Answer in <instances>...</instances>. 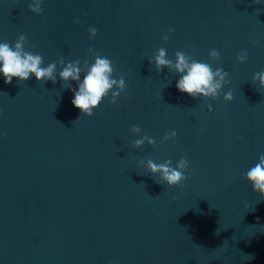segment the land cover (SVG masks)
I'll list each match as a JSON object with an SVG mask.
<instances>
[{
  "label": "water",
  "instance_id": "95a60500",
  "mask_svg": "<svg viewBox=\"0 0 264 264\" xmlns=\"http://www.w3.org/2000/svg\"><path fill=\"white\" fill-rule=\"evenodd\" d=\"M29 3L0 0V42L25 35L45 67L90 66L91 47L126 89L89 117L62 66L55 84L0 75V264H264V200L243 179L264 154V89L252 82L264 71V0H42L39 15ZM161 47L173 62L183 51L222 68L229 84L215 99L179 92L177 73L149 63ZM132 125L158 146L133 147ZM181 157L182 187L139 163Z\"/></svg>",
  "mask_w": 264,
  "mask_h": 264
},
{
  "label": "clouds",
  "instance_id": "9594fccd",
  "mask_svg": "<svg viewBox=\"0 0 264 264\" xmlns=\"http://www.w3.org/2000/svg\"><path fill=\"white\" fill-rule=\"evenodd\" d=\"M254 2L259 3L260 0H254ZM41 4L42 0H31L28 8L31 12L39 15L42 12ZM76 23H79V21L77 20ZM96 31L95 28L88 29L90 39L96 36ZM173 31L172 28L168 29L169 34ZM162 39L167 42L168 35H164ZM26 43L27 39L23 34L17 37L12 46L7 42H0V75L3 76L5 84H10L13 77L22 82L29 79L30 76H34L39 83L51 81L55 84L57 81V68L62 66V70L58 73L59 79L63 82L75 81L77 84L76 89H73L71 84L65 87L73 92L71 103L80 110L82 115L89 117L93 115V109L104 98L108 97L109 93L111 95L108 103L115 105L117 98L125 92L126 84L123 76L113 78L115 68L112 61L91 47L88 49V54L94 58V62L90 66L87 59L83 63L79 59L65 63L61 58L56 62L47 64L45 67L42 66L43 58L40 54L25 50ZM174 56L175 62L166 58V49L161 47L149 59V63H154L157 73L163 68L177 73L179 79L175 86L181 93H187L192 98L215 99L222 87L230 82L226 79L228 73L222 68L217 67L213 70L210 64L199 62L183 51H176ZM208 56L211 60L216 61L219 60L220 53L216 49H212L209 51ZM247 59L248 52L246 49L241 50L236 56L238 63H244ZM81 73H84L83 79H81ZM257 81L259 88L264 89V71L253 74L252 82L255 84ZM232 99L231 90L224 93V101H231ZM207 109L211 112L212 106L207 105ZM129 132L140 137L132 142L135 148H140L145 142L148 145L158 146L155 139L146 134L142 135V129L137 125H132ZM176 135L175 131L165 133L161 143L174 140ZM139 163L144 164L147 172L152 176L158 174L159 180L155 182L166 184L168 187H182L183 182L188 179L186 170L189 165L188 160L184 157L178 160L175 167L172 166L171 160H164L159 164L153 160L139 161ZM243 179L251 185L252 191L258 193L260 199L264 200V154L258 157L257 163L246 172Z\"/></svg>",
  "mask_w": 264,
  "mask_h": 264
}]
</instances>
